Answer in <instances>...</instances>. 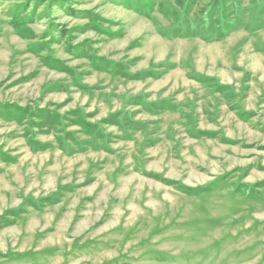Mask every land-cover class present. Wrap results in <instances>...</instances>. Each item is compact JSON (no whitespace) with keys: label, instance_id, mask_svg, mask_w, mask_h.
I'll return each mask as SVG.
<instances>
[{"label":"rangeland","instance_id":"374dc122","mask_svg":"<svg viewBox=\"0 0 264 264\" xmlns=\"http://www.w3.org/2000/svg\"><path fill=\"white\" fill-rule=\"evenodd\" d=\"M0 264H264V0H0Z\"/></svg>","mask_w":264,"mask_h":264},{"label":"crops","instance_id":"0c3cea01","mask_svg":"<svg viewBox=\"0 0 264 264\" xmlns=\"http://www.w3.org/2000/svg\"><path fill=\"white\" fill-rule=\"evenodd\" d=\"M234 68H236V69H240V70H243V71H245L247 74L246 75H243V77H242V79H246L247 78V82L250 80V72L249 71H247V70H244L243 68H241V67H234ZM150 71H151V73L153 74V75H157L159 72H160V70L159 69H149ZM111 73H113L114 74V72L113 71H111ZM200 76V78L199 77H197L198 79L197 80H203L204 81V83L206 82L205 80H208V78L207 77H205V76H207L206 74H199ZM193 76V75H192ZM143 78V77H142ZM141 78V79H142ZM152 78H157V77H155V76H153ZM190 78H192V79H194V76L193 77H191L190 76ZM196 79V78H195ZM207 83V82H206ZM206 86H207V84H206ZM249 88V87H248ZM241 94L243 95V96H240V99H242L244 96H246V93H244V91H243V89H242V92H241ZM241 112H246L245 110L244 111H240V113Z\"/></svg>","mask_w":264,"mask_h":264},{"label":"trees","instance_id":"16d2710c","mask_svg":"<svg viewBox=\"0 0 264 264\" xmlns=\"http://www.w3.org/2000/svg\"><path fill=\"white\" fill-rule=\"evenodd\" d=\"M175 28V26L173 27V29ZM189 28V26L187 27V25L183 28V30H185V29H188ZM207 31H209V29H210V26H208L207 28ZM206 30L205 31H201V33L203 34V35H205L204 34V32H207ZM173 33V31L171 32V34Z\"/></svg>","mask_w":264,"mask_h":264}]
</instances>
